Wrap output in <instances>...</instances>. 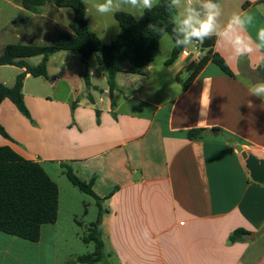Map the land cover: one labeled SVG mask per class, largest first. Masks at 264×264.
Instances as JSON below:
<instances>
[{
  "label": "crops",
  "instance_id": "0c3cea01",
  "mask_svg": "<svg viewBox=\"0 0 264 264\" xmlns=\"http://www.w3.org/2000/svg\"><path fill=\"white\" fill-rule=\"evenodd\" d=\"M218 3L223 10L219 30L233 13L246 12L255 18L248 28L255 40L264 27V0ZM122 11L139 19L137 11ZM46 17L40 13V19ZM36 25L22 35L24 40H45L44 30L59 27L55 21ZM70 31L69 24L63 32ZM166 37L160 48L168 42L169 51L161 52L144 75L117 74L114 108L97 55L84 63L68 51L50 57L47 78L26 76L23 95L32 120L11 100L3 101L0 124L10 138L0 135V147L40 163L57 183L60 198L58 219L42 226L38 242L0 232V264H30L27 254L37 251L41 261L44 249L49 264H57L65 246H60V181L70 195L63 209L72 224L68 230L86 247L78 254L63 253L60 264H81L75 262L77 256L94 252V243H84L83 237L99 218L98 202L72 185L64 165L81 180H93L101 198L99 233L105 254L95 264H264V183L252 180L234 146L264 159V101L249 92L250 85L264 82V48H257L255 41L252 54L237 59L228 41L217 37L214 51L233 76L208 62L184 89L188 61L180 55L166 65L174 47ZM2 47L5 51L7 45ZM17 69L16 76L25 71ZM192 130L202 134L189 139ZM90 206L96 210L92 220ZM238 229L247 233L232 242Z\"/></svg>",
  "mask_w": 264,
  "mask_h": 264
},
{
  "label": "trees",
  "instance_id": "16d2710c",
  "mask_svg": "<svg viewBox=\"0 0 264 264\" xmlns=\"http://www.w3.org/2000/svg\"><path fill=\"white\" fill-rule=\"evenodd\" d=\"M47 2L73 10L71 31L60 33L53 45L9 44L0 56V66L11 65L25 69L16 77L14 86L8 87L0 82V107L4 100L9 99L24 116L31 120L30 112L24 102V81L28 74L33 77L47 78L48 61L52 55L68 51L80 55L83 62L97 55L100 64L105 67L111 106L114 108L117 105L115 99L117 74L128 72L144 75L146 73L148 66L154 63L161 54L160 41L164 35H161L159 29L162 26L167 27L165 35H169L174 40L169 16L163 7L167 0H161L160 7L146 11L139 19L126 11L115 13L114 17L119 24L120 32L110 43L104 42L90 28L87 6L83 0H22V5L26 10L40 14ZM149 24H153L156 31L150 30ZM216 40L217 37L206 39L201 44L203 51H206L203 58L199 62L188 64L185 68L188 77L183 83L184 89L192 83L208 62H213L223 72L233 76L225 59L214 51ZM182 52L183 49L173 47L170 57L165 62L166 65L169 66L176 62ZM33 57H41V61L37 65H31L28 60ZM84 80L86 88L89 89L91 87L89 77L86 75ZM177 80L181 81L179 75ZM96 112L99 115V111ZM201 134L202 130H192L188 136L189 139H197ZM0 135L10 138L1 124ZM64 174L73 186L94 197L98 202L99 218L83 237L84 243H94L95 250L93 253L75 258L76 263H98L103 260L105 254L104 243L99 233L102 216L101 198L93 190V180L90 182L81 180L67 165H64ZM59 198L57 183L52 180L40 163L23 158L8 146L0 147V232L27 241L38 242L42 226L54 224L58 219ZM246 233L245 229H238L231 235L230 240L235 242Z\"/></svg>",
  "mask_w": 264,
  "mask_h": 264
},
{
  "label": "rangeland",
  "instance_id": "374dc122",
  "mask_svg": "<svg viewBox=\"0 0 264 264\" xmlns=\"http://www.w3.org/2000/svg\"><path fill=\"white\" fill-rule=\"evenodd\" d=\"M88 13L87 17L90 23L91 28L96 32L101 39L106 42L110 43L120 32V27L115 19L114 15L108 14V15H101L99 14L94 5L97 3H102L103 0H84ZM127 9V8H122ZM121 9V11H122ZM130 9V8H128ZM43 10V11H42ZM135 11V10H133ZM41 12H44L46 14L47 19H40V14L33 13L31 11H28L24 9L21 5V0H0V56L3 54L4 49L2 46L8 45L10 43H29L28 41H34L33 43L38 44H45V45H53L57 39V36L63 32L69 30V24L71 23L73 19V11L70 8H64L59 9L55 3L49 2L45 7L41 9ZM40 12V13H41ZM52 21L57 22L59 27H51L44 30L47 37L45 40H40L39 38L33 37L32 40H24L22 35L26 34L28 30H31L30 28H36V24L38 22L42 23H51ZM35 26V27H34ZM60 28V29H59ZM61 30V31H60ZM171 45V38L166 37ZM168 42H164L160 48L161 52L166 53L169 51ZM195 46L194 44L188 46V51L194 50ZM168 49V50H167ZM66 54H69L68 52ZM71 54V53H70ZM63 56V55H61ZM65 56V55H64ZM77 58H81L80 55H76ZM94 60V59H93ZM41 61V57H33L29 59V62L31 65H37ZM94 62V61H93ZM86 63V62H84ZM78 63H74V66L76 67ZM17 67L15 66H0V82H6L7 86H13L16 82V75H17ZM41 82H45L44 79H39ZM31 82H34L33 79H31ZM102 85V84H101ZM104 87L107 85L103 84ZM100 92L97 93V97H100ZM107 100L106 96H102ZM61 190H62V217H61V224L63 228V232L60 233V236L63 237L62 240H60V246L65 245L64 247H61L60 255L56 258L57 264H60L62 262V255L63 253H81L82 251H86L85 245L81 244L76 240V237H74L73 230L70 232L68 228H72V224L70 220L65 218V215L63 213V209L65 208V205L70 198V195H68V190L66 191L65 184H62L61 181L59 182ZM92 204L93 200L90 199ZM96 213V210L94 206H90L89 209V216L88 219L92 220L94 215ZM65 230H67L65 232ZM65 232V233H64ZM47 236L45 240H47ZM66 241V242H65ZM42 258L43 260H38L39 258V252H29V255L31 258L28 257V261L30 264H49L47 259L45 258V255L48 254L47 250H42Z\"/></svg>",
  "mask_w": 264,
  "mask_h": 264
},
{
  "label": "clouds",
  "instance_id": "9594fccd",
  "mask_svg": "<svg viewBox=\"0 0 264 264\" xmlns=\"http://www.w3.org/2000/svg\"><path fill=\"white\" fill-rule=\"evenodd\" d=\"M161 6V0H103L94 5L101 15L119 12L122 8H130L139 13V18L147 11ZM166 9L171 32L176 48L183 49V55L188 56V46L194 42L203 43L212 37H223L232 46L237 59L252 54L253 43L259 41L257 48H264V27L256 32L255 40L248 34V28L253 24L254 17L248 13H233L223 30H219L220 17L223 10L217 0H167L163 4ZM149 29L156 31L153 24ZM161 35L167 33V27L159 29ZM250 95L264 101V82L252 84L249 87Z\"/></svg>",
  "mask_w": 264,
  "mask_h": 264
},
{
  "label": "water",
  "instance_id": "95a60500",
  "mask_svg": "<svg viewBox=\"0 0 264 264\" xmlns=\"http://www.w3.org/2000/svg\"><path fill=\"white\" fill-rule=\"evenodd\" d=\"M204 134L208 135V130L204 131ZM234 146L237 152L242 154L246 162V169L249 171L252 180L256 183H264V159L248 154L240 145L235 144Z\"/></svg>",
  "mask_w": 264,
  "mask_h": 264
},
{
  "label": "built area",
  "instance_id": "2783aa9c",
  "mask_svg": "<svg viewBox=\"0 0 264 264\" xmlns=\"http://www.w3.org/2000/svg\"><path fill=\"white\" fill-rule=\"evenodd\" d=\"M195 48L194 50H190L188 56H184L183 52L180 54L181 56H184L186 60L188 61V64L192 62H199L205 54H203V49L201 48V43L199 42H194L193 43ZM264 151V148H263Z\"/></svg>",
  "mask_w": 264,
  "mask_h": 264
}]
</instances>
